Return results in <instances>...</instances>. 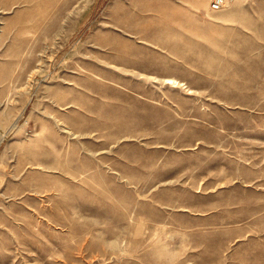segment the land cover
<instances>
[{
    "label": "rangeland",
    "instance_id": "374dc122",
    "mask_svg": "<svg viewBox=\"0 0 264 264\" xmlns=\"http://www.w3.org/2000/svg\"><path fill=\"white\" fill-rule=\"evenodd\" d=\"M0 0V264H264V0Z\"/></svg>",
    "mask_w": 264,
    "mask_h": 264
},
{
    "label": "built area",
    "instance_id": "2783aa9c",
    "mask_svg": "<svg viewBox=\"0 0 264 264\" xmlns=\"http://www.w3.org/2000/svg\"><path fill=\"white\" fill-rule=\"evenodd\" d=\"M235 0H210L209 7L212 10H220L224 7H228Z\"/></svg>",
    "mask_w": 264,
    "mask_h": 264
}]
</instances>
